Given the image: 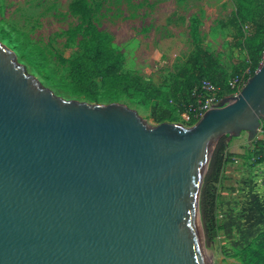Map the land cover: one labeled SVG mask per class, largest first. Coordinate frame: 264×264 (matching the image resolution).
Here are the masks:
<instances>
[{
	"label": "water",
	"instance_id": "obj_1",
	"mask_svg": "<svg viewBox=\"0 0 264 264\" xmlns=\"http://www.w3.org/2000/svg\"><path fill=\"white\" fill-rule=\"evenodd\" d=\"M264 121V56L191 127L63 100L0 45V264H204L200 153Z\"/></svg>",
	"mask_w": 264,
	"mask_h": 264
},
{
	"label": "rangeland",
	"instance_id": "obj_2",
	"mask_svg": "<svg viewBox=\"0 0 264 264\" xmlns=\"http://www.w3.org/2000/svg\"><path fill=\"white\" fill-rule=\"evenodd\" d=\"M259 27L262 35L254 36ZM91 29L106 35L110 48L121 55L122 72L179 96L187 78L179 74L196 49L216 57L227 77L247 74L243 43L246 40L251 48L264 45V0H0V45L38 84L63 100L85 102L70 97L59 84L69 80V64L82 55ZM263 56L264 50L262 61ZM119 103L147 126L160 124L152 119L157 106L135 97ZM159 107L167 109L166 100H159ZM173 116L177 118L171 123L194 125L182 114ZM206 166L196 172L198 248L204 264H234L236 252L264 229V199L257 202L255 221L247 222L245 213L236 221L222 211L225 200L217 188L215 224L207 244L199 213Z\"/></svg>",
	"mask_w": 264,
	"mask_h": 264
},
{
	"label": "trees",
	"instance_id": "obj_3",
	"mask_svg": "<svg viewBox=\"0 0 264 264\" xmlns=\"http://www.w3.org/2000/svg\"><path fill=\"white\" fill-rule=\"evenodd\" d=\"M236 20L237 18L233 17L231 25H236ZM259 29L261 28L257 29L254 36L262 35L263 32ZM87 34L88 38L82 55L70 62L69 80H61L59 88L70 97L90 104H112L119 103L122 98H138L144 105L151 103L158 107H156L157 114L152 115L156 123L175 122L177 117H174L173 113L177 116L186 113L190 125L193 124L194 119L187 112L195 107L197 100L204 99V92L201 90L202 82L207 81L215 87L220 98L226 97L229 94L228 80L235 76L251 77L262 62L264 50V45L259 44L251 48L245 40L243 47L247 52V60L244 67L247 74H232L227 77L216 57L205 50L196 49L188 57V68L182 69L179 74L180 77L187 76V78H185V89L176 96L174 92L170 95L164 93L160 87L136 75L122 72V57L110 48L108 37L92 29ZM163 99L166 100L167 109L159 107V100ZM250 144L253 146L251 150H247L250 165L263 163L264 138H255ZM226 149L227 142L224 135L214 147L199 194V213L207 244L211 242L215 224L213 213L217 184L224 165L230 161ZM233 257L236 260L234 264H264V229Z\"/></svg>",
	"mask_w": 264,
	"mask_h": 264
},
{
	"label": "crops",
	"instance_id": "obj_4",
	"mask_svg": "<svg viewBox=\"0 0 264 264\" xmlns=\"http://www.w3.org/2000/svg\"><path fill=\"white\" fill-rule=\"evenodd\" d=\"M259 137L260 135H257L256 138ZM252 148L246 133L232 138L227 143L226 152L230 161L224 165L218 183L221 196L225 200L221 204L222 211L236 221L245 213V219L249 223L255 221L252 215L260 209L257 202L261 204L264 199V165H250L247 150Z\"/></svg>",
	"mask_w": 264,
	"mask_h": 264
},
{
	"label": "built area",
	"instance_id": "obj_5",
	"mask_svg": "<svg viewBox=\"0 0 264 264\" xmlns=\"http://www.w3.org/2000/svg\"><path fill=\"white\" fill-rule=\"evenodd\" d=\"M249 78L250 77L244 78L243 76L241 77L235 76V77L230 78L227 82V86L229 88V94L224 98L237 96ZM201 90L204 92V99L197 100L195 107H193L187 112L192 115L194 119V124L197 121H199V119L204 115L206 111L213 108L215 105H218L224 99V98L219 97L215 87H213L207 81L202 82ZM182 116L186 122H189L188 114L184 113L182 114ZM257 135H260L259 138L261 139L264 138V121L260 123ZM251 161H253V159ZM261 164L264 165V162ZM263 182H264V179H263Z\"/></svg>",
	"mask_w": 264,
	"mask_h": 264
},
{
	"label": "bare ground",
	"instance_id": "obj_6",
	"mask_svg": "<svg viewBox=\"0 0 264 264\" xmlns=\"http://www.w3.org/2000/svg\"><path fill=\"white\" fill-rule=\"evenodd\" d=\"M211 144L205 146V148L202 149L200 156H199V160H198V165H197V172L199 170V167L206 164L207 160H208V155L209 152L211 150Z\"/></svg>",
	"mask_w": 264,
	"mask_h": 264
}]
</instances>
